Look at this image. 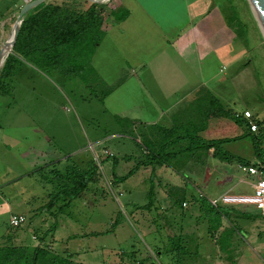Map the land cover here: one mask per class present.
Segmentation results:
<instances>
[{
    "label": "rangeland",
    "instance_id": "rangeland-1",
    "mask_svg": "<svg viewBox=\"0 0 264 264\" xmlns=\"http://www.w3.org/2000/svg\"><path fill=\"white\" fill-rule=\"evenodd\" d=\"M15 1L0 0V3L5 6ZM218 3L221 8H227L226 15L231 20L230 27L235 37L234 59L239 58L226 71L210 67V72L216 70L217 73L212 83L213 90L218 98L230 105L231 111L242 115L247 110L254 122L262 123L256 132L258 134L259 130H264V35L247 0H219ZM112 4L114 0L106 2L102 15L106 20L110 19ZM200 6L204 7V1ZM6 35L5 40L0 38L3 54L6 51L3 43L11 38L10 32ZM227 36H230V31ZM104 51L101 49L97 58H104ZM11 54L12 51L3 56L0 70ZM99 62L96 59L97 66ZM112 65L110 70L101 71L99 78L106 83L103 87L95 84V72L91 67L84 71L69 68V73L60 70L55 73L24 65L18 71L17 80L8 87L7 94L0 96V158L2 153L7 155V150L14 162H21L19 158H24L27 162L25 169L28 170V162L41 155L42 164L59 161L61 164L56 169L60 172L68 158H91L97 164V160L113 155L119 161L115 168L111 158L101 162L99 190L85 193L82 200L66 207L63 210L65 216H59L56 222L43 216L24 225V244L33 245L35 231L48 232L55 223L56 230L52 237L46 239V244L52 242L53 251L58 254L63 255L65 251L74 254V264H264V217L254 206H243L239 210L236 207L237 219L232 221L238 231L231 242L234 249L233 252L222 251L218 262L219 254L209 249H205L199 260L194 257L197 242H201L203 247H213L214 244L206 241L208 225L200 219L204 211L197 219L193 217L196 212L194 206L181 207L183 197L194 195L197 190L207 198H218L221 194L235 197L252 195L250 179L241 173L238 166L240 161L258 162L255 141L252 135H247L244 125L235 123L232 116L225 120L233 127L234 136H230L229 128L225 130L219 126L218 142L236 141L220 147L214 145L212 156L202 150L201 157L177 158L179 162L174 167L178 173L163 167L154 170L150 178L148 166L138 179L132 177L117 187L113 184L112 169L119 177L133 169V160L123 161L121 158L129 155L133 159V153L139 155V147L131 138L113 136L125 132L133 137V128L128 121L138 113L144 115V109H137V105L141 107L150 95L145 82L139 83L146 91L134 93L132 72L123 85H114L126 73L120 74L116 67L118 62ZM241 66L245 68L241 69ZM109 91L104 98L102 95ZM134 97L136 104L133 103ZM105 136L110 139L104 141ZM138 141L144 148L145 140ZM144 151L143 161H146L150 151L146 148ZM258 154L264 156V142ZM14 169L23 171L21 165ZM3 171L4 165L0 163V187L6 183L2 179ZM43 176L47 178L50 175ZM11 177L9 174L8 179ZM176 184L186 186V191L177 194L178 190L173 187L170 194L174 196L167 199L164 187ZM24 185L27 208L37 209L50 200L46 191L50 187L45 183L40 186L34 180H26ZM151 186L152 197L149 199ZM2 193L0 191V235L5 233L4 219L7 215ZM142 206L147 209H141ZM45 219L48 221L40 228ZM92 234L98 236H90ZM179 236L182 238L178 242L184 251L171 253V243H178Z\"/></svg>",
    "mask_w": 264,
    "mask_h": 264
},
{
    "label": "crops",
    "instance_id": "crops-1",
    "mask_svg": "<svg viewBox=\"0 0 264 264\" xmlns=\"http://www.w3.org/2000/svg\"><path fill=\"white\" fill-rule=\"evenodd\" d=\"M29 1L17 0L5 6L0 3L1 40H5L7 32H10V36H12L19 13ZM107 1L102 0L95 6L96 12H101V16L107 7ZM201 1H204V7L200 6ZM218 2L219 0H114V5L112 4L111 6L110 19L106 20L102 16L104 21L101 27V40L90 61V67L95 72L93 77L95 84L103 87V84L106 83L99 78L101 71L103 73L106 69L110 70L113 66L112 63L118 62V66H116L119 68L118 71L120 74L122 72L126 74L123 78L121 75V78L114 85H123L129 73L132 72L134 93H142L145 89L139 82H145L147 93L150 95V97L145 98L146 101L143 102V105H140L141 107L137 105V109H144V115L138 113L137 116L133 115V119H128L129 124L133 128V137L127 136L125 132L113 136L116 138L129 137L139 147V155L133 153V159L132 156L126 155L121 160H133V170H135L137 165L143 162V156L145 155L144 148H141L142 144L140 145L138 140H145L147 145L150 144L157 149L161 144L179 137L180 134L182 135L185 132V128L195 135V139L204 142V145L197 143L193 147L185 144L169 147L166 153L171 161L166 160L165 163H160L158 159L153 161L152 165H148L150 178L154 170L157 171L163 167L178 173L174 167L175 163L179 162L176 160L177 158L201 157L203 154L202 150L212 156L211 150L213 147L211 145L220 140L218 136L219 126L225 130L229 128L230 136H234V129L225 118L228 117L227 114H240L231 111L230 105L217 97L212 86V83L216 80L217 73L215 72L216 70L210 72L211 66H216V69H220V72L223 69L226 71L234 66L235 61H238L239 58L234 59L235 37L234 31L231 30V20L226 15L228 12L227 8L225 6L221 8ZM43 4L63 5L79 13L93 6V3L89 2V0H46ZM124 14L126 15L122 16ZM26 15L21 18L19 24H21ZM228 31H230L229 37L227 36ZM218 34L221 36L219 37ZM7 43L4 41L3 44ZM101 49H105V56L104 58H97ZM241 56H244V53ZM96 59L100 60L99 66L95 63ZM244 68V66H241V69ZM51 72L58 73L56 70ZM109 93L110 91L105 95L102 93V96L105 98ZM134 101H136L135 97L133 98V103H135ZM252 121L254 122V119ZM108 139L110 137L107 138L105 136L103 140ZM194 141L197 142L196 140ZM5 152L7 155L2 153L3 158L1 156L0 163L4 165L5 171H3L2 179L6 183L0 187V191L3 192L1 197L7 208V215L4 219L5 233L0 235V247L10 245L27 246L24 244L22 235L25 230L24 225L37 221L38 218L43 216L45 218L49 217L50 220L53 219L55 222L59 216H65L63 210L66 207L59 209L61 204H65L64 202L60 201L59 205L51 207V209L47 206L54 196L58 194L64 195V185H60L54 176L59 173L64 174L70 167L75 165L83 167L91 161V158L86 160H71V158H68L65 160L64 170L60 172L56 169L61 164L59 161H48L42 164L40 161L41 155H39L34 161L28 162V170H26L27 162H25L24 158H19L22 160L21 162H14V158L8 156L10 152L7 150ZM205 156L207 157V155ZM106 157L101 161L97 160V164L94 163L98 167L99 173H101L102 169L101 162L108 161L105 160ZM113 157L116 158L113 155H109V158L112 159ZM118 162V159L116 164L112 161L113 168L117 166ZM172 162L174 164H171ZM16 165H21L23 171L15 170L14 167ZM148 166L141 165L132 177L135 178L136 176L138 179L139 174L146 170ZM9 174H12L10 179H8ZM43 174H49L50 176L46 178ZM112 175L120 178L115 175L113 169ZM26 180H34L40 186L43 183L48 185L50 188L46 191L50 200L37 209L27 208L25 202L26 187L24 185ZM101 181L99 179L95 185H89L80 199L77 200H82L84 194L91 190L98 191ZM121 184L123 183L116 185V187ZM173 187L178 190L176 193L184 192L187 189L186 186H179V184L171 185V187L165 186L164 191L167 199L174 196L170 194V190L174 189ZM193 187L197 190L194 184ZM150 190H152V186ZM222 195L225 194L220 196ZM210 199L215 198H207L197 190L196 194L183 197L181 207L186 209L189 205L194 206L196 212L193 213V217L198 219L200 213H203L201 200L209 201ZM219 207L228 212L231 221L237 219L235 212H238L237 209L239 210L240 207H237V209L234 206L222 205ZM13 215L25 217L24 227L14 229L8 226L9 218ZM200 219L206 222L204 214ZM46 221L48 219L42 222L43 225L40 228L45 226ZM221 224V228L214 234L213 239L209 235L207 228L206 235L208 239L206 241L214 244L213 247L205 246V248L200 244L201 242L195 244L196 253L194 257L198 258V260L205 249L219 254L217 262L221 261L220 255L222 251L233 252L232 243L227 245L225 250H222L216 239L222 232H226V235H231L232 242V238H234L236 233L238 235V232L231 230L233 224L230 225L227 220L222 219ZM226 224L229 227H226ZM56 226L57 224L55 225V223L51 225L50 230L53 231L46 235L47 237H45L44 241H40V239L44 237L46 232L35 231L32 236L35 243L31 246L28 245V247L48 246L53 250L52 242L47 245L46 239L53 236ZM28 228L30 226H27ZM92 235L94 236V234ZM181 238L180 236L178 237V239ZM72 255L74 257V254ZM226 258L229 259V257Z\"/></svg>",
    "mask_w": 264,
    "mask_h": 264
},
{
    "label": "trees",
    "instance_id": "trees-1",
    "mask_svg": "<svg viewBox=\"0 0 264 264\" xmlns=\"http://www.w3.org/2000/svg\"><path fill=\"white\" fill-rule=\"evenodd\" d=\"M101 13V12H100ZM95 10V5L84 12H74L65 6H58L53 4H43L35 10L28 13L18 26V33L15 45L13 47V54L9 55L0 70V96L7 94V89L15 80L19 70H22L24 65H28L33 69L41 70H56L63 73H69V68L72 71H84L90 69V61L96 48L101 40V27L103 24V17ZM126 14L122 15L125 16ZM6 55V54H5ZM4 55V56H5ZM228 113V112H227ZM230 113V112H229ZM232 116L237 124H243L247 130V135H252L254 142L255 157L258 162L240 161L239 165H261L264 167V156L258 154L261 144L264 142V130H259L257 133L249 132V125L242 115L227 114ZM257 127L262 123L255 122ZM171 141L161 144L160 147H152L150 144H144L149 152V157L146 161L140 162L135 170H131L125 176L117 178L112 175V182L116 186L124 183L133 176L135 171L143 166L152 165L153 161L160 160V163L168 161L167 149L174 145H189L195 146L197 143L204 145L203 141L195 139V135L188 131ZM197 142H195L194 140ZM234 140H226L212 144L211 147L217 145L218 147L226 143H231ZM220 149V148H219ZM105 160H109V156ZM116 164L117 159H111ZM60 185H64V195H56L47 205L48 208L59 205V209L68 207L73 201L80 199L81 195L87 190L89 185H95L97 181L101 180L98 167L91 160L83 167L75 165L70 167L64 174H56L54 176ZM152 197V190L149 193V199ZM204 217L208 225V233L211 238L221 228L222 219L227 220L232 224L228 216V212L222 207H212L207 200H201ZM151 200H149V204ZM147 209V207H141ZM245 215V214H243ZM117 221L115 222V225ZM14 230V229H11ZM231 230L238 232L232 225ZM53 231V230H52ZM46 232L40 241H44L48 233ZM11 233V232H10ZM222 232L217 237V244L222 250H225L227 245L231 244V235ZM93 236V235H92ZM94 236H97V234ZM180 240V239H179ZM178 242V237L177 240ZM180 243L172 244L173 250L171 253H183L184 249L180 247ZM170 253V252H166ZM177 255V260H178ZM73 255L65 252L63 255L58 254L48 246L28 247V246H5L0 247V264H74L72 261ZM180 260V258H179ZM178 262V261H177ZM180 264V262H179Z\"/></svg>",
    "mask_w": 264,
    "mask_h": 264
},
{
    "label": "built area",
    "instance_id": "built-area-1",
    "mask_svg": "<svg viewBox=\"0 0 264 264\" xmlns=\"http://www.w3.org/2000/svg\"><path fill=\"white\" fill-rule=\"evenodd\" d=\"M242 117L248 122L249 132L256 133L258 127L256 123L252 121V114L248 111H245L242 114ZM238 167L241 173L250 179L249 186L252 190V195L248 197H235L225 194L219 198L210 199L208 201L209 204L212 207H219L222 205L234 207L254 206L259 211L260 215L264 217V167L261 165H239ZM240 183H245V181H241ZM25 222L26 219L24 216L13 215L9 218L8 226L10 228L16 229L22 227Z\"/></svg>",
    "mask_w": 264,
    "mask_h": 264
},
{
    "label": "water",
    "instance_id": "water-1",
    "mask_svg": "<svg viewBox=\"0 0 264 264\" xmlns=\"http://www.w3.org/2000/svg\"><path fill=\"white\" fill-rule=\"evenodd\" d=\"M46 0H31L29 1L20 11L18 19L16 21L15 27L12 32V36L9 42L4 45V48H7L8 53H11L13 47L16 42L17 33H18V26L21 18L26 15L31 10L37 8L38 6L42 5ZM90 2L100 3L102 0H89ZM251 10L254 14V17L260 27V29L264 32V0H247ZM3 56L2 50H0V66L2 65Z\"/></svg>",
    "mask_w": 264,
    "mask_h": 264
},
{
    "label": "bare ground",
    "instance_id": "bare-ground-1",
    "mask_svg": "<svg viewBox=\"0 0 264 264\" xmlns=\"http://www.w3.org/2000/svg\"><path fill=\"white\" fill-rule=\"evenodd\" d=\"M263 32V31H262ZM263 35H264V32H263ZM8 53V50H7V48H6V51L4 52V54L2 53V56H4L5 54H7Z\"/></svg>",
    "mask_w": 264,
    "mask_h": 264
}]
</instances>
